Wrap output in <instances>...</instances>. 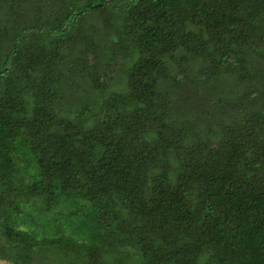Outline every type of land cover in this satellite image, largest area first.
Wrapping results in <instances>:
<instances>
[{
	"label": "trees",
	"instance_id": "obj_1",
	"mask_svg": "<svg viewBox=\"0 0 264 264\" xmlns=\"http://www.w3.org/2000/svg\"><path fill=\"white\" fill-rule=\"evenodd\" d=\"M2 264H264V0H0Z\"/></svg>",
	"mask_w": 264,
	"mask_h": 264
},
{
	"label": "rangeland",
	"instance_id": "obj_2",
	"mask_svg": "<svg viewBox=\"0 0 264 264\" xmlns=\"http://www.w3.org/2000/svg\"><path fill=\"white\" fill-rule=\"evenodd\" d=\"M2 263H4V260H2V259L0 258V264H2Z\"/></svg>",
	"mask_w": 264,
	"mask_h": 264
}]
</instances>
